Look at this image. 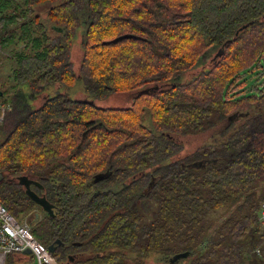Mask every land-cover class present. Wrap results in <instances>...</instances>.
<instances>
[{
  "label": "trees",
  "instance_id": "trees-1",
  "mask_svg": "<svg viewBox=\"0 0 264 264\" xmlns=\"http://www.w3.org/2000/svg\"><path fill=\"white\" fill-rule=\"evenodd\" d=\"M123 34L140 38L104 44ZM0 46L17 58L14 93L0 87V202L27 223L39 205L16 177L43 185L32 189L54 215L41 211L31 231L57 245L60 264L171 263L185 252L187 264H264V87L246 93L264 70V0H0ZM125 92H135L127 108L91 102ZM225 121L179 156L174 135Z\"/></svg>",
  "mask_w": 264,
  "mask_h": 264
},
{
  "label": "rangeland",
  "instance_id": "rangeland-1",
  "mask_svg": "<svg viewBox=\"0 0 264 264\" xmlns=\"http://www.w3.org/2000/svg\"><path fill=\"white\" fill-rule=\"evenodd\" d=\"M49 6H51V4H42L40 6V9L42 11L46 10ZM45 11L43 12V17H45ZM81 39H82V31L81 28L77 31V36L73 42V45L71 46V59L73 60V63L75 64V69L78 72L82 59H83V55H84V50L81 46ZM14 49V46L5 49V48H1L0 46V87L5 86L2 84H8L5 88L7 90L8 93L12 94L14 93V87H13V79H10V77H12V71L13 68L16 66V56L14 55V51H11ZM216 52V51H215ZM215 52H213L215 54ZM213 63V60L211 58H209V60H207V63H200L197 67H195L194 69H192L191 71L187 72L184 74V76L186 78L191 77L193 74L198 73L202 67H209L211 64ZM264 69L261 68V70ZM260 70V71H261ZM261 74H258L256 76H249V79L247 80V85H246V89L247 92L246 93H250L251 91H253L254 87L251 88V86L254 85H259V87H264V70L261 71ZM259 73V72H258ZM247 77V78H248ZM80 83H78L79 85ZM77 85V86H78ZM160 85H156L153 84L151 86L148 87V89H146V91H154V90H158L160 89ZM76 88L73 90V93L76 99H81V100H91L90 97H87L83 92L76 91ZM135 97V92H125V93H120V94H113L111 96H109L106 99L103 100H94L96 106L102 107L104 109L106 108H127L129 106H131L133 99ZM42 98L40 97L38 99H36L34 101V103L36 105H40V103L42 102ZM40 99V100H39ZM6 104H9L5 101H0ZM2 115V112H0V116ZM1 124V123H0ZM227 125V122H222L221 124H219L217 127L207 130V131H203V132H199V133H189L186 135H174L173 137L183 143V150L182 152L179 154V156L183 157L186 154H190L193 151H195L199 146H201L202 144L212 141L213 138L215 137L216 134H218V132H220L222 130L223 127H225ZM172 137V136H171ZM153 206V203H151V207ZM152 213L151 212H145V219L144 221L146 223H149L152 219ZM28 260V261H27ZM167 260V259H166ZM7 264H37L36 260L34 259L33 256H28V255H9L8 256V260H7ZM148 264H187L186 262L183 261H177L174 263H170L169 261H165L160 259V257H154L152 259L149 260Z\"/></svg>",
  "mask_w": 264,
  "mask_h": 264
},
{
  "label": "built area",
  "instance_id": "built-area-1",
  "mask_svg": "<svg viewBox=\"0 0 264 264\" xmlns=\"http://www.w3.org/2000/svg\"><path fill=\"white\" fill-rule=\"evenodd\" d=\"M9 109V104L0 102V123ZM259 222L264 227V202L259 208ZM27 249L31 254H26ZM261 255V251H255ZM33 256L37 264H60L50 249L32 233L28 223L20 222L5 205L0 202V264H7L9 255ZM28 261V260H27Z\"/></svg>",
  "mask_w": 264,
  "mask_h": 264
},
{
  "label": "water",
  "instance_id": "water-1",
  "mask_svg": "<svg viewBox=\"0 0 264 264\" xmlns=\"http://www.w3.org/2000/svg\"><path fill=\"white\" fill-rule=\"evenodd\" d=\"M125 38H140L139 36L137 35H133V34H123L121 36H118L116 38H114L113 40H110V41H104V44H108V43H117L119 41H121L122 39H125ZM4 96V92L3 90H0V98ZM113 174V171L112 170H106L104 172H99L97 174H95L92 182L93 183H98L100 181H103L107 178H109L111 175ZM5 179V175L3 173H0V182L3 181ZM18 181L20 184H22L25 188H26V193L27 195L35 202L37 203L39 206H41V208L48 212L49 214L51 215H54V204L51 203L46 194H43V195H40L39 193H37L35 190L32 189V184H35L41 188H43V185L29 177L28 175H20L18 176ZM36 210H34L35 212ZM40 217V212L39 211H36V214H35V218H39ZM27 223L29 224V226H33L32 225V220L28 219L27 220ZM50 251L51 252H54L55 251V247L54 246H51L50 248ZM26 254H31V250L30 249H27L25 251ZM188 256V252H185V253H180V254H177L175 255L173 258H171V262L174 263V262H177L179 261L181 258H184V257H187ZM70 258L73 259V256L71 255Z\"/></svg>",
  "mask_w": 264,
  "mask_h": 264
},
{
  "label": "flooded vegetation",
  "instance_id": "flooded-vegetation-1",
  "mask_svg": "<svg viewBox=\"0 0 264 264\" xmlns=\"http://www.w3.org/2000/svg\"><path fill=\"white\" fill-rule=\"evenodd\" d=\"M40 100V99H39ZM79 100H81V99H79ZM85 101H88V100H85ZM93 104H95V102L92 100L91 101ZM96 105V104H95ZM99 107V106H98ZM102 108V107H101ZM16 180L18 181V177H16ZM131 180L130 179H128V180H125L124 182H123V184L124 185H127V183H129ZM19 182V181H18ZM22 185V184H21ZM23 186V185H22ZM32 186H37V185H35V184H32ZM31 186V187H32ZM24 187V186H23ZM25 188V187H24ZM25 192H26V188H25ZM27 194V193H26ZM37 204V203H36ZM36 211H39V212H41V211H43V209L41 208V206H38V207H36V209H35ZM36 211L33 213V215L29 218L30 220H32V222H34V221H36V219L37 218H35V214H36ZM54 247H55V250L58 248L57 247V245L55 246L54 245ZM84 253V252H83ZM68 256H69V259L70 260H72V261H75V260H77V259H80V258H82V256H85V253H84V255L81 253V252H78L77 254H75V255H73V254H70V253H68L67 254ZM73 256V259L72 258H70V256Z\"/></svg>",
  "mask_w": 264,
  "mask_h": 264
},
{
  "label": "crops",
  "instance_id": "crops-1",
  "mask_svg": "<svg viewBox=\"0 0 264 264\" xmlns=\"http://www.w3.org/2000/svg\"><path fill=\"white\" fill-rule=\"evenodd\" d=\"M10 79H13V76H12V77H10ZM17 255H20V254H17ZM20 256H22V255H20Z\"/></svg>",
  "mask_w": 264,
  "mask_h": 264
}]
</instances>
